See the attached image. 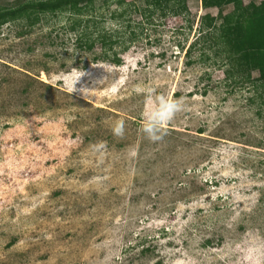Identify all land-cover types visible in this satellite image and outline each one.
<instances>
[{
  "label": "rangeland",
  "instance_id": "rangeland-1",
  "mask_svg": "<svg viewBox=\"0 0 264 264\" xmlns=\"http://www.w3.org/2000/svg\"><path fill=\"white\" fill-rule=\"evenodd\" d=\"M144 7L98 2L90 52L69 14L0 28V264H264L254 83L197 44L218 9Z\"/></svg>",
  "mask_w": 264,
  "mask_h": 264
},
{
  "label": "trees",
  "instance_id": "trees-1",
  "mask_svg": "<svg viewBox=\"0 0 264 264\" xmlns=\"http://www.w3.org/2000/svg\"><path fill=\"white\" fill-rule=\"evenodd\" d=\"M98 2L102 5H114L122 10L119 18L127 13V6H134L137 3L145 5L143 15L145 11L151 13V16L159 12L162 18L169 14L181 15L187 12L189 0H134L135 4L132 5L126 0H13L11 3L0 4V28L10 22H20L32 29L42 21V16L69 14L72 18L69 29L76 36L78 47L90 52L94 49L95 42L90 41L91 34L87 25L88 22L97 24L91 18ZM200 2L205 10L218 9V15L213 17L207 13L202 17V28L197 44L209 38L212 41L209 50L214 51L217 56H224L229 61V70L233 74H244L246 77H240L241 79L254 83L255 92L252 91L253 95L247 98V103L256 105L255 116L264 120V4L250 3L245 6L243 0ZM229 5H233V11L224 15V8ZM137 11L140 9L137 8ZM116 13H112L113 19L117 18ZM218 22L221 24L218 25ZM193 46L192 44L191 47ZM109 50H114L113 43ZM114 55L112 61L120 64L121 61L116 58L117 54ZM228 72L227 70L226 73ZM252 72L257 73L258 77L252 79L250 77Z\"/></svg>",
  "mask_w": 264,
  "mask_h": 264
},
{
  "label": "clouds",
  "instance_id": "clouds-1",
  "mask_svg": "<svg viewBox=\"0 0 264 264\" xmlns=\"http://www.w3.org/2000/svg\"><path fill=\"white\" fill-rule=\"evenodd\" d=\"M176 109L173 108L172 111L174 112ZM170 118V117H169ZM159 127L157 124H152L145 128V132L148 133L149 138L151 139H159L160 137L156 135V133L159 131Z\"/></svg>",
  "mask_w": 264,
  "mask_h": 264
}]
</instances>
